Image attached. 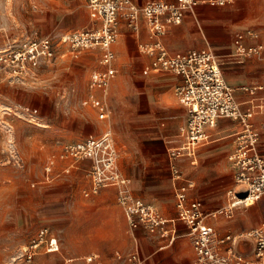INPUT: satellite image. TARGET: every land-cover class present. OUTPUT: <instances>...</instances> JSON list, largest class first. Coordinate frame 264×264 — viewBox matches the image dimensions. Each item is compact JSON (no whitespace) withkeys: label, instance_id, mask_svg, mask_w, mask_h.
I'll return each instance as SVG.
<instances>
[{"label":"rangeland","instance_id":"374dc122","mask_svg":"<svg viewBox=\"0 0 264 264\" xmlns=\"http://www.w3.org/2000/svg\"><path fill=\"white\" fill-rule=\"evenodd\" d=\"M76 3L81 5L88 19L84 0H0V49L9 43L35 38V35H49L57 43L56 57L43 62L35 76L15 81L10 74L0 72V264H35L37 258H48L46 264H63L67 257L77 258L76 264H98L87 262V257L92 253H99L103 264H124V257L127 260L134 250L133 246L123 251L121 248L114 247L111 250L110 247L100 245L102 232L98 210L103 200L99 196L104 190L114 189L104 188L90 197L84 195L85 189L90 187V161L80 162L79 167L73 169L68 177L54 181H47L44 177L46 161L51 153H59L64 143L89 133L99 135L103 129L113 130L122 152L120 166L124 175L130 178L132 189L134 176L139 175L140 171L139 166L129 164L126 156L128 147L120 143L123 133L127 131V108L132 105L137 108L138 104L142 106L141 102L147 95L137 45L134 40H129L126 45L124 38L118 43V79L122 83L110 87L109 118L97 120L93 113L87 112L81 105V98L87 91L89 73L97 64L98 51L94 50L93 53L90 52L92 50H84L79 57H75L67 44L60 43V39L64 34L77 30L54 31L58 26L72 25L79 17L85 19L81 12L77 15V9L74 8ZM73 8L76 10L71 12ZM62 10L63 19L58 21L57 14H61ZM92 25V21H84L78 30L88 29ZM171 94L174 101L180 104L175 88ZM114 96L119 105L117 111L112 102ZM137 99L141 102H137ZM159 119L166 126L179 120L181 129L187 122L188 113L185 109L178 111L177 107L170 106L162 111ZM177 139L181 142L179 136ZM200 164L201 161L198 166L187 165L197 171ZM166 177L172 181L170 192L175 193L171 164ZM231 177L232 173L229 172L224 182L208 193L192 181L196 186V196L203 199L208 210L228 204L225 187L231 182ZM211 201H217V204L210 205ZM53 203L69 207L72 214L46 217L45 211ZM248 208L251 206L237 208L226 224L218 225V232L224 234L226 228H230L234 233L238 232L236 234H244L255 229L256 226L239 230L229 226L239 225L242 217L237 212ZM47 228L58 236L61 251L47 253L41 247L29 259L33 240L38 238L41 230ZM117 250L121 251L122 259L115 258ZM150 262L151 258L146 264ZM154 263L157 264V261ZM168 264L176 263L168 261Z\"/></svg>","mask_w":264,"mask_h":264},{"label":"crops","instance_id":"0c3cea01","mask_svg":"<svg viewBox=\"0 0 264 264\" xmlns=\"http://www.w3.org/2000/svg\"><path fill=\"white\" fill-rule=\"evenodd\" d=\"M132 1L138 6H143L150 1L157 0ZM164 1L171 4L177 2V0ZM223 1L224 3L220 4L212 3L210 0H198V5L194 9L185 11L180 23L170 24L166 33L160 37L152 34L144 18H141L137 31L130 28L124 19L120 20V35L118 41L113 46L116 54L115 67L118 72L111 86L112 84L117 86L122 83L118 79L120 60L117 45L124 38L126 45L129 40H134L137 45L142 65L141 74L145 77L144 82L147 91L144 101L141 102L140 99H137V102H141L142 106L138 104L137 108L136 105L127 108V131L123 133L120 142L121 145L125 144L128 147L126 156L129 164L133 166L137 165L140 168L139 175L134 176L133 192L137 197L154 204L165 218L174 220L168 226L169 228L173 227L176 229L178 237L173 243H169L168 239L151 236L142 228L131 229L126 214L118 203L116 189L114 187H105L114 190H104L99 196V199L103 200V205L98 210L100 214L98 220L102 232L100 245L110 247L111 250H114V247L121 248L123 251L130 250L133 246L134 250L131 253L137 251L141 259L145 261V264L147 260L150 261V258V264H155L154 262L156 261L157 264H168V261H175L176 264H196V252L188 235V226L177 220L176 197L175 193L170 192L172 190V181L166 177L171 164L170 149L179 147L182 144L184 140L183 129L186 124L180 129L181 121L179 120H174L169 126H166L159 119L162 111L169 109L170 106L177 107L178 111H184V109L187 111L184 105L174 101L171 94L172 89L176 88L181 82V77L172 72L158 73L151 71L146 74L145 69L150 64L152 56L142 46H149L157 41H161L172 53L202 49L212 51L220 63L226 81L233 88L241 109L245 112L253 111V117L250 119V122L260 135L259 148L264 153V0ZM75 7L78 16L80 12L85 16V12L81 10L79 3H76ZM74 8L71 12L76 10ZM87 11L88 19L86 16L85 19H80L79 17L76 22L73 20L72 25L58 26L54 31L60 32L64 29L81 31L84 29H78L87 20L92 21L94 25L88 8ZM62 13L64 14V10L61 11V14H57L58 21L63 19ZM33 37L38 36L35 35ZM61 39L60 43H63ZM94 50L98 51L96 52L97 64L89 73L87 91L81 100L87 97L91 72L95 69L105 68L101 63L102 52L99 49H87L85 51L94 53ZM164 87L167 89H164ZM109 99L110 93L106 98L108 105ZM112 102L117 111L119 105L117 104L116 96L113 97ZM83 107L87 112L93 113V116L99 121L107 120L111 114L110 105V113L106 119H99L98 113L93 107ZM244 127V123L240 120L221 118L216 127L209 128L210 139L199 147L196 163L192 164L191 158L188 157L178 160L182 171L184 168L183 174H185V178L197 182L199 188L208 193L213 192L215 188L220 186L224 182L226 175L231 172V182L225 187L226 195L228 196V191L235 186L234 170L229 161V155L235 149L238 143V135L244 130ZM105 130H101L99 135L89 133L70 142L79 141L89 136H100ZM177 136L180 137L181 142L177 139ZM67 143L69 142L62 145L59 153H51L49 155L46 164L53 157H57V159L49 179L46 178V172L44 171L45 180L54 181L60 177H68V175H71L73 169L79 167L80 162L90 161L82 159L73 162L71 159H61L59 156L63 146ZM119 151L122 156L120 149ZM199 161H201V164L197 171L188 168L187 164L198 166ZM121 171L123 172L122 169ZM182 182L180 181L179 183L181 184ZM90 188L91 180L90 187L84 191L85 196V192L90 190ZM195 189L196 186L194 184V187L189 191L191 199H198ZM97 193H91L86 197ZM199 200L203 202L206 212L219 209L208 210L203 199L199 198ZM108 202L109 204H107ZM228 202L229 198L228 200L226 199V204ZM209 204L215 205L217 201H211ZM45 213L46 217L51 218L69 213L72 214V211L67 206L53 203ZM239 214L242 217L240 224L236 226L229 224V226L239 230L254 226L257 228L262 225L264 222V195L251 208L239 210L237 215ZM207 222L219 229L218 225L220 223L226 224L228 219L224 217H210L207 219ZM230 222H234V219ZM48 230V238H56L59 244L58 251H61L58 236L50 228ZM227 232L238 233H234L230 228H226L225 233ZM253 246L254 244L251 239H243L238 245L242 252L251 257L253 256ZM41 247L47 253L58 252L48 251V243L42 244ZM116 257L118 260L123 258L120 250L116 251ZM77 260L75 257H67L64 259L63 264H76ZM47 262H49L48 258H37L35 260V264H46ZM87 262L103 264V258L99 253H92L87 257ZM124 264H128L126 257H124Z\"/></svg>","mask_w":264,"mask_h":264},{"label":"built area","instance_id":"2783aa9c","mask_svg":"<svg viewBox=\"0 0 264 264\" xmlns=\"http://www.w3.org/2000/svg\"><path fill=\"white\" fill-rule=\"evenodd\" d=\"M85 1L94 25L64 35L61 41L68 45L75 57L87 49L102 52L101 63L105 68L91 72L88 94L81 104L93 107L99 119H106L110 113L106 98L118 72L113 46L120 35V20L124 19L130 28L137 31L141 18H144L152 34L160 37L170 24L180 23L185 11L194 9L198 0H177L174 4L157 0L143 6L136 5L132 0ZM210 2L224 3L223 0ZM142 48L152 56L145 69L146 74L151 71L172 72L181 77L175 93L179 102L187 108L188 119L183 129L182 144L170 149L169 156L175 181L177 220L189 228L196 264H264V222L248 234H220L215 226L207 222L210 217L230 219L237 208L250 207L264 195V153L259 148L260 135L250 122L253 111L241 109L212 51L202 49L172 53L161 41ZM56 53L57 43L49 35L9 43L0 49V72L10 74L15 81H23L35 76L43 62L53 60ZM221 118L240 120L245 127L229 155L235 180V186L227 193L229 202L215 211L206 212L201 200L190 198L189 191L194 184L185 178L178 160L188 157L195 164L199 147L210 139L208 129L216 127ZM59 157L73 162L90 160L88 176L91 188L85 192L86 196L105 187H114L131 229L142 228L151 236L168 239L169 243L176 240V229L168 226L174 220L165 218L154 204L134 194L130 178L120 169V151L112 129H106L100 136H89L65 144ZM56 159L51 158L45 165L47 179L53 172ZM180 181L183 182L180 184ZM48 234L49 230L43 229L33 240L29 259L44 243H48V251L59 250L57 239L48 238ZM243 239L253 241L252 257L239 249L238 245ZM127 260L128 264L143 263L137 251L131 253Z\"/></svg>","mask_w":264,"mask_h":264},{"label":"bare ground","instance_id":"6f19581e","mask_svg":"<svg viewBox=\"0 0 264 264\" xmlns=\"http://www.w3.org/2000/svg\"><path fill=\"white\" fill-rule=\"evenodd\" d=\"M255 203H256V202H255ZM255 203H254V204H255ZM251 204H253V203H250L249 205H251ZM254 204H253V205H254ZM251 206H252V205H251ZM228 220H229V219H228ZM249 232H250V231L244 232V234H248Z\"/></svg>","mask_w":264,"mask_h":264}]
</instances>
